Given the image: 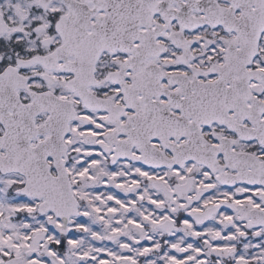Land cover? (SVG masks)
Instances as JSON below:
<instances>
[{
    "label": "snow or ice",
    "instance_id": "snow-or-ice-1",
    "mask_svg": "<svg viewBox=\"0 0 264 264\" xmlns=\"http://www.w3.org/2000/svg\"><path fill=\"white\" fill-rule=\"evenodd\" d=\"M0 264H264V0H0Z\"/></svg>",
    "mask_w": 264,
    "mask_h": 264
}]
</instances>
